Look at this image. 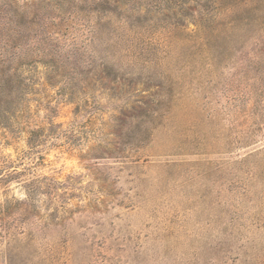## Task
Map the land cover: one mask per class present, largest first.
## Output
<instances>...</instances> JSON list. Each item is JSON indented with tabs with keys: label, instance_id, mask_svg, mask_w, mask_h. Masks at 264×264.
I'll return each instance as SVG.
<instances>
[{
	"label": "rangeland",
	"instance_id": "1",
	"mask_svg": "<svg viewBox=\"0 0 264 264\" xmlns=\"http://www.w3.org/2000/svg\"><path fill=\"white\" fill-rule=\"evenodd\" d=\"M78 2L0 128V264H264V0Z\"/></svg>",
	"mask_w": 264,
	"mask_h": 264
},
{
	"label": "trees",
	"instance_id": "2",
	"mask_svg": "<svg viewBox=\"0 0 264 264\" xmlns=\"http://www.w3.org/2000/svg\"><path fill=\"white\" fill-rule=\"evenodd\" d=\"M55 1L57 5H61L56 7L59 11L56 16L52 15L50 3L39 6L40 0H0V128H7L11 133L23 130L20 118L25 119V124L31 119L32 98L29 96L36 93L35 85L40 80L35 78L32 67L38 62H43L47 69L50 68V72L47 71L49 82L52 81L50 79L54 73H63V67L74 69L70 66L71 56L64 57L61 38L63 35L71 36L70 28L77 26L75 23L64 25L57 22V18L68 22L71 17L79 18L78 13L84 9L77 8L78 0ZM82 1L88 3L89 0ZM135 1L130 5L125 4V0H100L106 7L113 6L114 9H110L112 12L121 9L132 15L141 10ZM215 1L205 0V6ZM66 3L68 6H65ZM99 9L105 11L104 6ZM219 17H201V27L205 31L214 30L217 26L214 23ZM173 24L181 25V18H176ZM74 37L75 35L71 36L72 39ZM52 124L53 122L51 126ZM40 130L37 128L29 131L31 143L43 138L44 133ZM20 172L16 166H9L8 161L0 163L1 178H12Z\"/></svg>",
	"mask_w": 264,
	"mask_h": 264
}]
</instances>
